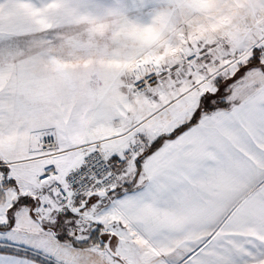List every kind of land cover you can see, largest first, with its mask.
<instances>
[{"label":"snow or ice","instance_id":"1","mask_svg":"<svg viewBox=\"0 0 264 264\" xmlns=\"http://www.w3.org/2000/svg\"><path fill=\"white\" fill-rule=\"evenodd\" d=\"M0 264H264V0H0Z\"/></svg>","mask_w":264,"mask_h":264}]
</instances>
